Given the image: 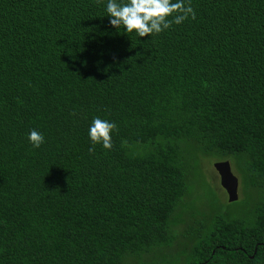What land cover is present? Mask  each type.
<instances>
[{"label":"trees","instance_id":"1","mask_svg":"<svg viewBox=\"0 0 264 264\" xmlns=\"http://www.w3.org/2000/svg\"><path fill=\"white\" fill-rule=\"evenodd\" d=\"M190 2L149 39L102 0H0V264H264V0ZM197 154L233 163L244 212L184 218Z\"/></svg>","mask_w":264,"mask_h":264},{"label":"clouds","instance_id":"2","mask_svg":"<svg viewBox=\"0 0 264 264\" xmlns=\"http://www.w3.org/2000/svg\"><path fill=\"white\" fill-rule=\"evenodd\" d=\"M102 3L110 25L122 26L124 33L134 32L137 37L148 34L149 39L170 24H179L194 16L190 0H102ZM114 129V122L94 115L87 126V137L91 144L110 149ZM26 139L32 147L38 148L44 136L36 128H30Z\"/></svg>","mask_w":264,"mask_h":264},{"label":"rangeland","instance_id":"3","mask_svg":"<svg viewBox=\"0 0 264 264\" xmlns=\"http://www.w3.org/2000/svg\"><path fill=\"white\" fill-rule=\"evenodd\" d=\"M188 159L191 160L189 155ZM196 159V167L193 168L190 166L188 177L190 185L193 182L192 180H194L196 184H194V187L190 188L188 195L184 198V218H186V220H192L193 212L195 213L194 206L196 205L201 206L204 212L211 211L213 206H215V208L218 209L219 212H244L246 210L247 204L250 201L247 196L252 195L253 191L251 188H247L242 183H240L239 175L233 163L228 160L231 171L238 178L237 200H235L234 203L228 201L227 194L223 187L220 185L219 175L213 167L214 162L218 159L199 154H197ZM197 170V174L194 175V171ZM186 228L187 223L176 228L175 232L178 235L182 234ZM182 240L183 239L179 235L176 241L170 247L161 249L156 252L144 254L143 258H146L148 260L152 258H156L158 260H160V258L162 257L168 258L172 252H176L179 249L178 242Z\"/></svg>","mask_w":264,"mask_h":264},{"label":"water","instance_id":"4","mask_svg":"<svg viewBox=\"0 0 264 264\" xmlns=\"http://www.w3.org/2000/svg\"><path fill=\"white\" fill-rule=\"evenodd\" d=\"M219 175L220 185L227 194L229 202L237 200L238 178L233 174L227 159L217 160L213 164Z\"/></svg>","mask_w":264,"mask_h":264},{"label":"flooded vegetation","instance_id":"5","mask_svg":"<svg viewBox=\"0 0 264 264\" xmlns=\"http://www.w3.org/2000/svg\"><path fill=\"white\" fill-rule=\"evenodd\" d=\"M193 187H194V184H193ZM203 214H208V213L204 212V210H203V208L201 206L196 205L194 216H199V215H203Z\"/></svg>","mask_w":264,"mask_h":264}]
</instances>
